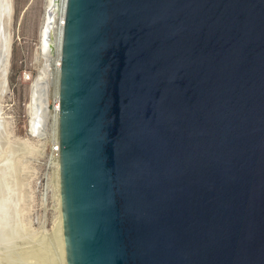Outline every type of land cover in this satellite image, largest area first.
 <instances>
[{
  "label": "water",
  "instance_id": "water-1",
  "mask_svg": "<svg viewBox=\"0 0 264 264\" xmlns=\"http://www.w3.org/2000/svg\"><path fill=\"white\" fill-rule=\"evenodd\" d=\"M63 17L66 264H264V0H65Z\"/></svg>",
  "mask_w": 264,
  "mask_h": 264
},
{
  "label": "bare ground",
  "instance_id": "bare-ground-1",
  "mask_svg": "<svg viewBox=\"0 0 264 264\" xmlns=\"http://www.w3.org/2000/svg\"><path fill=\"white\" fill-rule=\"evenodd\" d=\"M49 0L40 34L43 59L39 76L31 87L29 131L33 137H49L54 159L53 184L58 201V228L52 238L34 234L30 229L27 158L36 152L27 142L12 134L10 121L4 117L3 97L11 54L10 24L13 0H0V264H66L62 234L59 189L58 106L50 110V101L58 102L60 41L65 0ZM49 8H53L50 15ZM50 33L48 41L47 35ZM54 46V48H52ZM56 51V58L53 52ZM55 66V71H53ZM53 87V88H52ZM59 248V252L56 251Z\"/></svg>",
  "mask_w": 264,
  "mask_h": 264
},
{
  "label": "rangeland",
  "instance_id": "rangeland-1",
  "mask_svg": "<svg viewBox=\"0 0 264 264\" xmlns=\"http://www.w3.org/2000/svg\"><path fill=\"white\" fill-rule=\"evenodd\" d=\"M62 1L59 2L60 7ZM48 4L49 0H13V18L9 27L11 54L3 105L4 117L11 123L12 134L36 149L27 158L26 166L22 170L28 174V217L32 232L50 239L56 235L58 228V201L53 184V151L49 137H33L29 131L31 87L39 76L43 61L40 54V34ZM56 54L54 51V58ZM58 105L59 102L51 100L50 110ZM56 251L59 252V248L56 247Z\"/></svg>",
  "mask_w": 264,
  "mask_h": 264
},
{
  "label": "built area",
  "instance_id": "built-area-1",
  "mask_svg": "<svg viewBox=\"0 0 264 264\" xmlns=\"http://www.w3.org/2000/svg\"><path fill=\"white\" fill-rule=\"evenodd\" d=\"M28 79H30V78H28ZM57 107V106H56ZM58 108H59V105H58ZM59 144H58V146L56 145V146H54V152L56 153V154H58L59 153Z\"/></svg>",
  "mask_w": 264,
  "mask_h": 264
}]
</instances>
